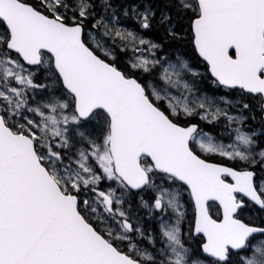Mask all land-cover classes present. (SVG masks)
I'll use <instances>...</instances> for the list:
<instances>
[{
  "label": "snow or ice",
  "instance_id": "6c2138e0",
  "mask_svg": "<svg viewBox=\"0 0 264 264\" xmlns=\"http://www.w3.org/2000/svg\"><path fill=\"white\" fill-rule=\"evenodd\" d=\"M174 6L190 17L212 84L239 89L264 113V0ZM101 7L103 14L95 0H0V264H264V226L240 218L250 205L264 211L257 134L244 130L245 117L198 94L200 74L188 62L158 55L161 43L119 26L110 0ZM132 15L151 28L150 7L132 6ZM169 19L164 13L160 23ZM90 20L99 39L92 31L84 39ZM117 47L129 54L122 64ZM32 66L51 83H36ZM181 115L223 119L230 143ZM258 163L259 173L252 170ZM165 181L186 186L194 205L187 240L180 192ZM148 191L153 198L141 196L139 206L158 232L142 225L131 204L134 192Z\"/></svg>",
  "mask_w": 264,
  "mask_h": 264
},
{
  "label": "trees",
  "instance_id": "16d2710c",
  "mask_svg": "<svg viewBox=\"0 0 264 264\" xmlns=\"http://www.w3.org/2000/svg\"><path fill=\"white\" fill-rule=\"evenodd\" d=\"M28 2L35 4V5L37 4L36 1H33V0H28ZM144 3L154 4V5H151L150 8H154L156 14H160L161 12H163V13H167L170 17L169 21L165 22L164 26L161 23L160 24L156 23L155 19H152L151 21L152 39H154L158 43H161L163 47L165 48L164 51H168L171 48L172 51L174 49L175 52L182 54L192 68H195L201 71L200 76L204 80V84H205V85H202V84L201 85L204 86L203 90L206 92L208 96L215 97L219 94H224V95L226 94L231 99H237L240 102L239 104H237V107L241 109H242V104L244 103L249 104L250 105L249 109L247 110L242 109V111L238 113L242 114L248 120L255 119L259 123L262 130H264V121L261 117L262 112L260 111L259 106L256 103V100H254L250 96L242 95L240 90H237V89L226 90L220 86L212 84V80L207 72L206 65L198 58V56L195 53L194 47L192 45V37L190 34V17L184 14L183 12L177 11V9L174 6V0H125L124 4L126 5V8L131 10L132 6H138V5L139 7L145 6L146 4ZM88 26H89V23L86 22L85 27H88ZM169 27H172V30L177 34L178 36L177 39H173L169 35L168 33ZM180 32H181V36H179ZM172 40L174 43L173 46H172ZM41 71L42 70H40V72ZM40 74L41 73H38L34 77L35 82L38 84H42V81L39 80L38 78ZM135 75L139 76L138 72H136ZM141 80L142 82L146 83L144 77H142ZM246 112L250 114L246 115ZM180 120H184V121L187 120V122L196 123L200 127L203 126L202 129L205 131L216 133V128H213V126L210 124H203L195 116L185 118L184 116L181 115ZM90 127L91 125H85V128H90ZM206 158L209 159L211 162H225L221 158L220 159L217 158V156H210ZM234 167L237 168V166H234ZM179 186L184 191H186V188L184 186H181V185ZM150 192L151 191H148L144 194L149 195ZM137 193L138 192L133 193L131 200L134 201V199L138 196L136 195ZM151 195H152L151 197H153L152 193ZM133 205L135 206L136 204L134 203ZM93 222L95 223V221Z\"/></svg>",
  "mask_w": 264,
  "mask_h": 264
},
{
  "label": "rangeland",
  "instance_id": "374dc122",
  "mask_svg": "<svg viewBox=\"0 0 264 264\" xmlns=\"http://www.w3.org/2000/svg\"><path fill=\"white\" fill-rule=\"evenodd\" d=\"M37 1H39V0H37ZM95 2H96V5H97L96 11L98 13L103 14V8L101 7V0H95ZM112 2H114V1L113 0H110V3L111 4H112ZM124 2H125V0H124ZM144 4H148V3H144ZM136 7L140 11H143L146 6L139 7V5H138ZM126 10H127L128 14L124 16V19L122 21H120L119 16L116 15L117 16V23H118V25L121 26V27L130 29V30L136 31L140 35H142V36L145 37L146 32L149 31V30L151 31V28L150 29H142V28H140L138 20L136 18H134L133 15H132V9L130 10V9L126 8ZM126 10H124V14H125V11ZM113 11H114V8L112 6V8L109 10V14H111ZM160 14L161 15L158 16L157 21H156V23H159V24H160V21H161V17H162L163 12H161ZM164 24L165 23H163L162 25L164 26ZM91 25H92V21H91V23L88 26L87 33L89 31H92L97 36V38L99 39L100 38L99 33H96L95 30L92 29ZM169 28H172V27H169ZM179 34H180L179 36H181V32ZM190 34H191V31H190ZM191 37H192V35H191ZM88 39H89V37L87 38V40ZM152 40L155 41L154 39H152ZM155 42H157V41H155ZM108 43L111 44V41H108ZM173 44L174 43H173V40H172V46H173ZM164 50H165V48L162 47V50H160L158 52V55H160V56H167L173 62H175L177 58H180V59L186 61V59L184 58V56L182 54H180V53L175 52L174 49H173V51L171 50V48L168 51H164ZM115 53H116V58H117L116 59V62L118 64L124 63L128 59V57H129V54L121 53L120 50H119V47L116 48ZM193 69L195 71H197L199 74H201V71L200 70L195 69V68H193ZM40 70H42V71L40 72ZM31 71L36 72V74L41 73L38 78H39V80L42 81V84H45L46 82H47L46 84H50L51 83V81H49L48 79H46V74H45V72L43 71L42 68H40L38 70L36 67H33V68H31ZM138 75L141 78L144 77L146 83L151 79V77L148 74H141V73L138 72ZM185 78L186 79H192V78H190L187 75L185 76ZM195 79H197L199 81V84H198V94H206V92L203 90L204 86H202V85H205L204 84V80L202 79V77L199 75V77H197ZM201 81H202V83H201ZM153 82L155 83V81H153ZM226 90H228V89H226ZM220 97H224L225 99H227L228 101H231L232 103L230 105H225L222 101L219 100ZM213 98H215L217 100V102L219 103V106L220 107H228L231 114L238 115V116H243L242 114L238 113V112L242 111V109L237 107V104L240 103L237 99H231L226 94L225 95L224 94H219V95H217V96H215ZM247 114H250V113H247L246 112V115ZM195 117H197L200 120L199 115H196ZM200 121L202 123L203 122H206V121H202V120H200ZM225 123L226 122L223 119H221L219 121V123H217V124H210V125L213 126V128H216V133H213V132H210V131H206V132L209 133V134H211L212 136H214L218 142L222 141L223 143L227 144V143H230V140L228 139L227 136L222 135V133L225 132V128H224ZM202 127L203 126H201L200 128L202 129ZM243 127H244V130L245 131H252V132H255L256 134H258L262 130L260 128L259 123L255 119L248 120L246 118ZM260 148H264V145L261 144V145L257 146L256 151H259ZM109 183H111V182H104L101 185V187L102 188H106ZM156 183H158V184L161 183V180L159 179L158 181H156ZM179 185H180L179 183L174 184V185H170L169 182H166V181L164 182V186L165 187H169L170 186L172 189H175V190H177V191L180 192V196H179L180 203L184 206V208H186L187 207L186 206L187 205L186 202H187V200L189 198V195H188L187 191H184ZM136 195H138V196L134 199V201L131 200V204H132V207H133V211H135L137 213V215L139 217H141V223H142V225L146 229H152V230H156L158 232V223H157V221L154 220L152 217L149 216L147 209L140 208V206H139V201H140V197L141 196H143L145 200H149L150 198H153V197H151L152 196L151 195V192H150L149 195L148 194H144V193H139V192ZM134 203L136 204L135 206L133 205ZM154 215H157L158 216L159 214L158 213H154ZM167 216L168 217H172L173 220L175 219V216L171 212V210H169ZM262 220L264 222V216L262 217ZM182 221H183V219H182ZM160 246L161 245L159 243L156 245L157 248H159ZM141 247H148L150 251L152 250L151 246L148 245L147 240H144L141 243Z\"/></svg>",
  "mask_w": 264,
  "mask_h": 264
},
{
  "label": "flooded vegetation",
  "instance_id": "af4514ba",
  "mask_svg": "<svg viewBox=\"0 0 264 264\" xmlns=\"http://www.w3.org/2000/svg\"><path fill=\"white\" fill-rule=\"evenodd\" d=\"M33 1H36V3H37L36 5L39 4V1H37V0H33ZM113 1L114 2H112V6L114 8V12H115L116 15L119 16L120 21H122L124 19V16H125L124 10H126V5L124 4L125 2H124V0H113ZM151 5H154V4H146L145 6L150 7ZM151 10L155 14L153 19H155L157 21L158 16H160L161 14H156L154 8H151ZM88 23L90 24L91 20L88 21ZM87 29H88V27H85L84 38L86 40L88 38ZM145 37L152 40V34H151L150 30L146 32ZM181 121L184 122V120H181ZM203 124H207V123L203 122ZM257 137H258L257 138V145L258 146L261 145V144L264 145V130H261V132H259L257 134ZM201 155H203V154H201ZM217 158L220 159L221 157L217 156ZM221 159L223 160V158H221ZM224 163H226L227 166H231V167L237 166L238 169L243 167V165L240 162L225 161ZM252 170L256 171L257 173H259L260 172L259 164L252 166ZM260 178L261 177L258 175L257 179L259 180ZM158 180L159 179L157 178L156 181H158ZM186 204H187L186 205L187 207L183 208V210L185 212V215L183 217V221H181L180 228H181L182 238L187 240V238H188L187 234L193 228V224H194V209H193V204H192V202L190 200V197L188 198ZM209 204L212 205L213 203H209ZM217 208H218V206L216 205L212 209V214H213L214 217L217 214ZM263 216H264V211H261L258 207L254 206V205H250L249 207L244 208L243 211L240 213V218L243 219L246 223L254 224V225H257V226H264V223H262L263 222V220H262ZM260 238L261 237H259V236L256 237V239H260ZM198 239H202V237L198 236L195 239L188 240V243L191 244L192 246H195L196 245V241Z\"/></svg>",
  "mask_w": 264,
  "mask_h": 264
},
{
  "label": "water",
  "instance_id": "95a60500",
  "mask_svg": "<svg viewBox=\"0 0 264 264\" xmlns=\"http://www.w3.org/2000/svg\"><path fill=\"white\" fill-rule=\"evenodd\" d=\"M193 45V44H192ZM194 47V46H193ZM195 50V49H194ZM195 53H196V51H195ZM196 55L198 56V58L206 65V67H207V64H206V62L205 61H203L202 60V58H200L199 57V55H198V53H196ZM33 67H35V66H32L31 68H33ZM207 72H208V74H209V76L211 77V74H210V72L208 71V69H207ZM211 79H212V77H211ZM222 87V86H221ZM228 90H232V89H228ZM237 90H239V89H237ZM261 116H262V119H263V121H264V113H262L261 114ZM228 180H229V182H231V178H228ZM185 188H186V186H184ZM209 203H213L214 204V202H212V201H210ZM218 206V205H217ZM256 207H258V206H256ZM259 208V207H258ZM193 209H194V205H193ZM193 227H194V224H193Z\"/></svg>",
  "mask_w": 264,
  "mask_h": 264
}]
</instances>
